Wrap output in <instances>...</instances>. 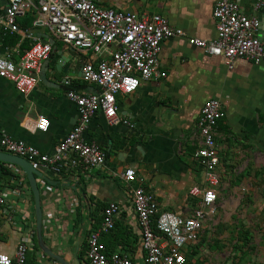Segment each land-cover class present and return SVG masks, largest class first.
<instances>
[{
  "label": "crops",
  "instance_id": "crops-1",
  "mask_svg": "<svg viewBox=\"0 0 264 264\" xmlns=\"http://www.w3.org/2000/svg\"><path fill=\"white\" fill-rule=\"evenodd\" d=\"M218 1L101 0L104 8L165 16L184 36L167 39L161 45L159 70L166 73L165 78L142 81L134 94L119 95L122 111L113 123L101 112L93 119L84 137L106 150L103 167L55 173L38 166L43 176L37 177V181L44 241L67 263L77 260L82 264L78 254L86 252L92 223L101 222L109 203L115 202L121 209L117 229L104 237L103 243L128 253L136 264H144L132 195L123 180L127 168L137 172L132 187L141 186L153 194L160 209L183 217L192 214L197 201L189 192L194 186L205 185L203 169L195 160L201 144L197 124L202 108L210 100H218L224 113L216 129L221 176H225L226 169L264 167V65L238 59L229 68L223 58L208 55L189 43L190 39L216 38L213 10ZM239 1L247 16L262 21L264 39V15L255 11V0ZM4 3L0 0L1 5ZM38 18L35 8L19 16L21 31L0 37V55L9 54L18 61L36 38L53 41L46 73L49 81L45 84L39 80L25 96L12 82L0 78V129L44 154H53L78 123L77 107L67 97L69 90L84 94L99 91L95 84L84 82L82 75L63 82L64 75L51 74L53 66L61 59L60 54L72 66L81 64L83 69L87 63L97 64L109 56L80 52L54 39L45 27L37 24ZM41 117L50 121L47 132L37 129ZM124 120L135 128L130 129ZM0 152L7 153L2 149ZM0 197L8 201L0 206V253L14 256L25 232L31 233L29 253L34 252V196L21 169L0 163ZM196 244L184 249L188 264L189 250ZM34 254L35 264H59L41 250Z\"/></svg>",
  "mask_w": 264,
  "mask_h": 264
},
{
  "label": "built area",
  "instance_id": "built-area-1",
  "mask_svg": "<svg viewBox=\"0 0 264 264\" xmlns=\"http://www.w3.org/2000/svg\"><path fill=\"white\" fill-rule=\"evenodd\" d=\"M4 1L0 4V37L19 33L17 18L35 8L39 15L37 24L45 27L54 39L80 52L107 53L109 57L84 66L83 80L95 84L99 88L97 93L84 94L73 89L67 93L68 99L77 107L79 119L55 153L44 154L24 141L3 134L1 129L0 149L26 159L37 169L38 166L47 167L55 173L103 167L107 161L106 150L96 142H88L84 134L99 112L110 123L119 118V95L134 94L142 81L166 77V73L159 70L161 45L167 39L184 36L183 31L173 28L165 16L104 8L101 0ZM254 9L264 15V0H255ZM213 19L216 38L212 41L190 39L191 45L208 55L223 58L229 68H233L238 59L264 65V39L259 18L247 16L239 0H219L213 10ZM52 52V44L36 38L18 61L9 54L0 55V78L12 82L19 93L27 96L39 82L43 63ZM223 117L218 100H210L202 108L197 124L201 144L195 160L203 169L205 185L194 186L189 192L197 201L190 216L160 209L153 194L144 187H132L137 181L134 168H127L123 173V180L132 195L144 264H188L184 249L198 242L206 224L216 215L219 200L216 188L220 184L221 165L216 129ZM123 123L130 129L135 128L128 120ZM49 126L47 118L38 120L39 131L47 132ZM7 202L6 198L0 197V206ZM120 214L119 205L109 203L100 226L90 230L84 258L86 264H136L122 250L108 254L102 241L103 235L115 229ZM30 234H23L14 256L0 253V264H27V256L32 250Z\"/></svg>",
  "mask_w": 264,
  "mask_h": 264
},
{
  "label": "rangeland",
  "instance_id": "rangeland-1",
  "mask_svg": "<svg viewBox=\"0 0 264 264\" xmlns=\"http://www.w3.org/2000/svg\"><path fill=\"white\" fill-rule=\"evenodd\" d=\"M216 190V215L189 250V264H264V167L226 169Z\"/></svg>",
  "mask_w": 264,
  "mask_h": 264
},
{
  "label": "water",
  "instance_id": "water-1",
  "mask_svg": "<svg viewBox=\"0 0 264 264\" xmlns=\"http://www.w3.org/2000/svg\"><path fill=\"white\" fill-rule=\"evenodd\" d=\"M52 45H54L53 41H50ZM61 59L53 66V70L51 71L52 75H64L66 79L63 82L68 81V78L75 77L78 75L83 76V66L81 64H76L72 66L69 61H67L63 55H61ZM50 63L47 61L44 62L42 72L40 74V80L43 83H47L49 80L47 78V71L49 70ZM122 111V106L119 104L118 113L120 114ZM0 163L9 164L21 169L23 174L27 177L30 188L32 190L34 196V203H35V217H36V237L39 249L41 252L48 256L49 258L53 259L55 262L59 264H69L65 261V259L49 248L43 236V213L41 207V193L37 181L38 178H42V173L30 162L26 159L21 158L19 156L11 155L5 152H0Z\"/></svg>",
  "mask_w": 264,
  "mask_h": 264
},
{
  "label": "trees",
  "instance_id": "trees-1",
  "mask_svg": "<svg viewBox=\"0 0 264 264\" xmlns=\"http://www.w3.org/2000/svg\"><path fill=\"white\" fill-rule=\"evenodd\" d=\"M2 170H4V169H2ZM102 220H103V218L101 219V222H102ZM101 222H98V223H96V224H93V223H92V225H91L92 227H91L90 230H95V229H97V228L100 226ZM116 229H117V225H116V228H115L111 233L103 235V237H102V241H103V238H104V237L110 236L113 232L116 231ZM87 239H88V238H87ZM103 242H104V241H103ZM105 244H106V243H105ZM106 247H107V253H108V254H110V253H112V252H115L114 248H112L111 246H106ZM87 249H88V245L86 244V249H85V250L87 251ZM36 251L40 252V249H39V246H38V242H37V238H36V235H35L34 252L28 254V256H27V264H35V263H34V261H35V257H34L33 255H35L34 253H35ZM32 254H33V255H32ZM85 254H86V252H85V253H79V254H78V259L81 261L82 264H86V261L84 260V258H85ZM31 255H32V256H31ZM49 260L53 261L52 259H49Z\"/></svg>",
  "mask_w": 264,
  "mask_h": 264
}]
</instances>
